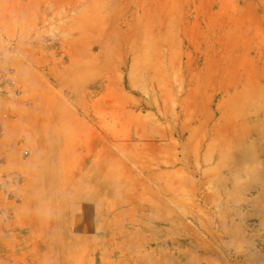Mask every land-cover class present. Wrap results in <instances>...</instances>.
<instances>
[{
    "label": "rangeland",
    "instance_id": "1",
    "mask_svg": "<svg viewBox=\"0 0 264 264\" xmlns=\"http://www.w3.org/2000/svg\"><path fill=\"white\" fill-rule=\"evenodd\" d=\"M0 264H264V0H0Z\"/></svg>",
    "mask_w": 264,
    "mask_h": 264
}]
</instances>
